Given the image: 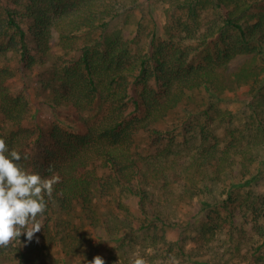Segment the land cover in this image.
Segmentation results:
<instances>
[{"label":"trees","instance_id":"obj_1","mask_svg":"<svg viewBox=\"0 0 264 264\" xmlns=\"http://www.w3.org/2000/svg\"><path fill=\"white\" fill-rule=\"evenodd\" d=\"M0 138L60 176L0 264H264V0H0Z\"/></svg>","mask_w":264,"mask_h":264},{"label":"clouds","instance_id":"obj_2","mask_svg":"<svg viewBox=\"0 0 264 264\" xmlns=\"http://www.w3.org/2000/svg\"><path fill=\"white\" fill-rule=\"evenodd\" d=\"M25 154L24 159H27ZM19 151H9L5 139L0 138V248H7L23 234L31 240L42 228V217L46 211L45 196L51 198L54 185L60 176L53 173L49 177L29 171L18 163ZM52 172L51 167L48 169ZM148 254H152L149 250ZM86 264H104L100 256H94ZM130 264H149L139 251L132 253ZM164 264H179L174 256Z\"/></svg>","mask_w":264,"mask_h":264},{"label":"rangeland","instance_id":"obj_3","mask_svg":"<svg viewBox=\"0 0 264 264\" xmlns=\"http://www.w3.org/2000/svg\"><path fill=\"white\" fill-rule=\"evenodd\" d=\"M148 7L149 12L151 13L150 16L147 15L146 22L148 23L149 28H154L158 33L162 31L163 23H164V14H163V4L158 1H153L149 4H146ZM237 60L236 62H238ZM248 87L245 86L243 88L237 89L234 92H231V95H234L236 98L240 100L241 97L246 95ZM44 92L42 90H38L37 88H31V111L37 110L40 118L42 120L46 119V110L42 107L40 103V99L43 97ZM237 102H230L229 105L232 106L233 109H236ZM62 117L65 115L62 114ZM222 131V129H218ZM179 138H181L179 136ZM261 191L264 190V186L261 187Z\"/></svg>","mask_w":264,"mask_h":264}]
</instances>
